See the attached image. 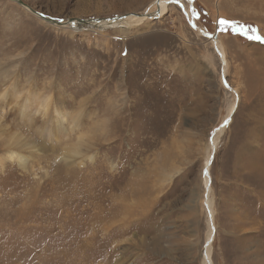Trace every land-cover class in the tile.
I'll return each instance as SVG.
<instances>
[{
	"label": "rangeland",
	"instance_id": "374dc122",
	"mask_svg": "<svg viewBox=\"0 0 264 264\" xmlns=\"http://www.w3.org/2000/svg\"><path fill=\"white\" fill-rule=\"evenodd\" d=\"M20 1L0 0V264H204L210 226L212 264H264V0L142 21L157 0ZM48 93L65 123L12 109Z\"/></svg>",
	"mask_w": 264,
	"mask_h": 264
},
{
	"label": "bare ground",
	"instance_id": "6f19581e",
	"mask_svg": "<svg viewBox=\"0 0 264 264\" xmlns=\"http://www.w3.org/2000/svg\"><path fill=\"white\" fill-rule=\"evenodd\" d=\"M180 1V0H179ZM155 4H157V8H156V11H152V12H145V13H142V14H136V13H130V14H127V17H130V18H136L137 20L139 21H142L148 17H153V16H147V13H155L157 14L156 16H160L162 15L165 10L167 9V4L169 2H173V0H157V1H154ZM25 5V4H24ZM158 9V10H157ZM129 15H132V16H129ZM134 16V17H133ZM155 16V17H156ZM125 18V17H124ZM123 19V18H122ZM44 20L46 22H51L50 20L48 19H45ZM121 20H118V19H98V20H87L85 21L84 23L87 25V26H100V27H103V26H107V25H110V26H114L115 23H120ZM71 23H74V22H71ZM54 24H58L57 22H54ZM63 24V23H62ZM215 36L212 37L213 40H215ZM217 39V38H216ZM216 49V48H215ZM217 50V49H216ZM219 55L223 57V52H221V50L219 51ZM7 91L6 90H2V93H0V100L3 98L2 96L6 95ZM6 97V96H5ZM19 96H17L18 98ZM23 98V97H22ZM24 101L23 102H17L18 104H16V102H14V105L12 107V109L17 112L18 110H20L22 112V114L28 118L29 121H35L36 120V116H37V120L40 121V122H43L45 124H48L50 123L51 120L53 119H56L58 121H61L63 120L65 117L62 118H59L57 117L56 115H52L53 113V109L54 107H57L58 105L57 104H60L61 101H59V99L56 101L57 103H53V100L51 99V95L50 93L46 94L42 99L36 101H32L30 100L28 97H24ZM54 98V97H53ZM20 100V99H19ZM55 101V100H54ZM58 109H63L61 107V105L58 106ZM63 112L64 110L62 111V115H63ZM65 113V112H64ZM36 115V116H35ZM35 116V117H34ZM66 119V118H65ZM68 121V120H67ZM62 122V121H61ZM69 122V121H68ZM54 123V121H53ZM62 123H65V122H62ZM71 124V123H70ZM53 125V124H52ZM59 125V124H58ZM67 125V124H66ZM65 125V126H66ZM43 126V125H42ZM41 126V127H42ZM61 127V126H60ZM53 130V129H52ZM63 130V128H62ZM49 133H51V129L48 131ZM61 132V131H60ZM47 134V133H46ZM51 135V134H50ZM60 135V134H59ZM56 136V135H55ZM63 136V135H62ZM72 145V144H71ZM75 146V145H74ZM72 147V146H70ZM73 148V147H72ZM76 149V147H74ZM68 150V149H67ZM73 151V150H72ZM70 152V150H69ZM213 149H212V146L210 145V152L209 154L207 155V158H206V161H205V164L206 166L208 167L209 164L211 163L212 161V158H213ZM71 154V152H70ZM80 154V153H79ZM7 159H11V158H16L18 161H22L23 162V159H24V156L17 153L15 154L13 151H8L7 152ZM66 155V154H65ZM67 156V155H66ZM74 156V155H73ZM26 159V157H25ZM21 163V162H20ZM0 165H3L2 162H0ZM205 184H207L206 187H209V179L206 177L205 178ZM206 207L210 213V217L212 216L211 215V206H210V202L208 199H206ZM209 217V219H211ZM212 221V220H211ZM211 225V224H210ZM212 237H213V230H212V227L210 226L209 230H208V234H207V242H206V248H205V251L203 252V261H204V264H212V261H211V258H210V243H211V240H212ZM211 251V250H210Z\"/></svg>",
	"mask_w": 264,
	"mask_h": 264
},
{
	"label": "snow or ice",
	"instance_id": "6c2138e0",
	"mask_svg": "<svg viewBox=\"0 0 264 264\" xmlns=\"http://www.w3.org/2000/svg\"><path fill=\"white\" fill-rule=\"evenodd\" d=\"M173 2H174V3H179V0H173ZM189 2L191 3L192 0H189ZM219 23H220V24H223V23H226V21L223 20V19H220V20H219ZM252 31H253V32H256V29H252ZM252 38L257 39V40L264 39V38H262L258 33H257L254 37H252ZM225 86L227 87V85H225ZM87 103H88L87 98H85L84 100L81 101V104H82V105H86ZM225 124H227V121H225Z\"/></svg>",
	"mask_w": 264,
	"mask_h": 264
},
{
	"label": "water",
	"instance_id": "95a60500",
	"mask_svg": "<svg viewBox=\"0 0 264 264\" xmlns=\"http://www.w3.org/2000/svg\"><path fill=\"white\" fill-rule=\"evenodd\" d=\"M14 1H16L19 5H24L23 3H22V1H20V0H14ZM158 10V9H157ZM156 11V10H155ZM154 11V12H155ZM37 15H39V16H41L42 18H45V19H47L44 15H42L41 13H39V12H35ZM157 14H155V13H152V15H151V13H147V16H156ZM51 21V20H50ZM77 21L79 22V23H84L85 21H87V20H83V19H81V18H78L77 19ZM52 22V21H51ZM55 22H57V21H55ZM58 23V22H57Z\"/></svg>",
	"mask_w": 264,
	"mask_h": 264
}]
</instances>
